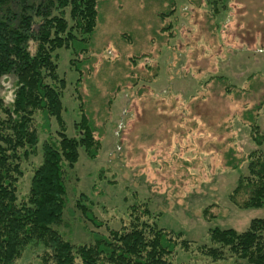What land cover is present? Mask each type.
<instances>
[{
    "label": "rangeland",
    "instance_id": "rangeland-1",
    "mask_svg": "<svg viewBox=\"0 0 264 264\" xmlns=\"http://www.w3.org/2000/svg\"><path fill=\"white\" fill-rule=\"evenodd\" d=\"M98 13L84 52H55L66 79L67 134L78 135L76 123L87 113L100 141L95 159L80 149L67 170L57 229L72 243L90 244L94 232L121 228L130 207L142 204L150 221L192 242L176 250V264H234L196 247L210 244L212 227L243 231L264 217V207L244 209L230 199L247 155L264 150V0H99ZM36 47L31 40L32 53ZM15 91L16 76L5 75L0 98L12 104ZM58 128L53 119L52 133ZM39 136L37 154L22 161L21 200L42 160L47 135ZM82 194L103 226L77 206ZM43 254L41 244H30L14 264H45Z\"/></svg>",
    "mask_w": 264,
    "mask_h": 264
},
{
    "label": "trees",
    "instance_id": "trees-1",
    "mask_svg": "<svg viewBox=\"0 0 264 264\" xmlns=\"http://www.w3.org/2000/svg\"><path fill=\"white\" fill-rule=\"evenodd\" d=\"M98 3L0 0V82L7 74L16 76L13 103L5 104L0 98V264H14L30 244L44 247L45 264H176V250L191 249L192 242L181 233L150 221L149 210L142 204L130 207V220L121 228H108L107 234L94 232L90 244L72 243L57 229L67 208V170L78 162L80 149L95 159L100 141L87 113L76 123L78 135L67 134L62 93L66 79L58 72L55 52L67 48L77 55L87 49L98 23ZM36 17L40 20L37 31L33 29ZM31 40L37 42L34 53L29 49ZM248 113L252 128L260 131L252 112ZM53 119L59 127L56 133L51 130ZM41 133L47 135L42 160L21 200L22 161L37 154ZM255 139L262 144L263 138ZM246 160V172L240 173L230 199L240 208H263L264 150L254 149ZM84 199L82 194L77 206L96 227L103 226ZM209 239L210 244L196 247L205 257L264 264V217L253 218L243 231L212 227Z\"/></svg>",
    "mask_w": 264,
    "mask_h": 264
}]
</instances>
